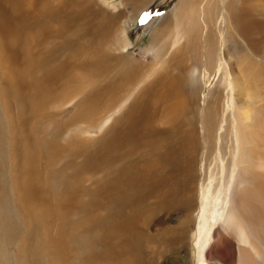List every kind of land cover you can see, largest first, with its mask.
Here are the masks:
<instances>
[{
  "label": "bare ground",
  "instance_id": "6f19581e",
  "mask_svg": "<svg viewBox=\"0 0 264 264\" xmlns=\"http://www.w3.org/2000/svg\"><path fill=\"white\" fill-rule=\"evenodd\" d=\"M111 1L0 0V90L35 124L22 133L18 201L29 230L19 264H52L35 241L55 264H160L184 250L203 138L214 151L200 193L208 264H264V0H177L153 29L152 62L132 60L117 19L127 5L135 18L151 0ZM53 117L77 167L59 205L87 195L76 205L85 216L78 236L60 227L39 235L51 213L42 210L36 122Z\"/></svg>",
  "mask_w": 264,
  "mask_h": 264
},
{
  "label": "rangeland",
  "instance_id": "374dc122",
  "mask_svg": "<svg viewBox=\"0 0 264 264\" xmlns=\"http://www.w3.org/2000/svg\"><path fill=\"white\" fill-rule=\"evenodd\" d=\"M119 1L120 0H112L111 2L118 3ZM176 1L177 0H151L150 4L144 10H142L135 18L133 12L131 11V9H129V6L127 5L125 7L126 12L123 11V14H125V16H119V18H117L121 22L119 23V26L121 27L120 29L125 32L129 42L132 45V48H130L128 52L132 53L131 56L133 61L152 62L150 58L151 56L155 59V55H153L155 50V44L152 42L151 34L163 14H165ZM135 5L139 6L136 3ZM121 9L123 10L124 6ZM37 49L40 50L41 46L37 47ZM39 72L40 69L38 68L35 74L38 75ZM214 77L211 81L212 83L214 82ZM8 96L10 98L3 96L0 90V251L7 250V258L10 255V257L7 259L8 262L6 261L4 263L3 257L6 256V254L4 251H2L3 254L1 255L0 252V264H19L22 261V256L19 250L17 249L19 247H23L24 238L22 239V237L29 230L27 216L26 214H24L25 212L23 211V209L20 208L18 201V192L20 191L19 184L26 176V174H24V168L26 167V156L24 155H26L28 151L26 148L23 147V144L25 143L22 133L27 129L28 131L29 129H34L35 124H33L32 122L26 123L20 120V110L18 109L19 107L15 103V100L10 95ZM7 105H9L11 108ZM50 105H52L51 102H46L44 110H49L51 108ZM66 109L68 111L70 110L69 112H71L74 109V105H69L68 107H66ZM58 121V117H53V119L44 118L36 122L37 134H39L36 139V152H38V154H36L38 155L37 158H40L38 159V163L41 174L39 175V178L41 179L39 181V186H41V184L43 185L44 183V185L41 187H45L47 191V195L44 196L46 198L45 200H43L42 210L44 207L46 208L47 206L46 212L49 214L51 213V216L46 220L49 221V225L51 224L45 230L47 231V233L44 231L39 235L48 234V236H53L57 232L59 233L60 227L64 231H61V233H65L68 237H71L78 236L80 222L85 218V216H83L80 219V211L77 210L76 205H78L79 202L86 201L87 195H85V193H80L73 197L71 200H65L66 202H68L75 199L76 202H74L76 204L73 202L75 205L72 203V207H63V209L59 205V203L64 200L63 196H65L63 195L65 193L62 192L61 188L62 185L65 183V178L73 174V171H75L77 167H74V164L71 163V160H73V155L71 153V151L73 150V146L68 144L66 142L67 140L63 138V136L57 137L56 134L53 132L55 123ZM83 128H85V126ZM45 129L47 130L46 133L44 131ZM93 131L96 137L101 134V132L96 131L95 129ZM46 140L52 142L48 144L45 142ZM202 143L205 145V147H199V151L197 152L194 158L197 169H194L193 171L196 187L193 188V216L191 217L192 219L190 222L189 230L185 229L184 233H187L184 237H182V239L178 243L179 245L183 242L186 248L182 250V248L180 247L175 255H164V259L161 258L159 260L160 264H208L207 252L210 241L208 236L211 233V230L208 231V227H202L200 225L199 216L201 207L200 193L203 188V185L206 183V178H208V169L211 167L210 162L208 161H210L211 156L210 154H208V144H206L204 138ZM27 146L29 149L31 144L27 142ZM51 146L53 147V150L54 148H56V151H49ZM57 148H59L61 151ZM64 152L67 153L65 154ZM209 152L214 153L212 149ZM39 153L41 154V156ZM67 158H69L68 162L69 164L71 163V167H67V165H69L66 162ZM69 182L73 183L74 186H76L78 183L76 177L70 178ZM85 185H88V182H85ZM214 198L217 199L216 194L214 195ZM35 199L36 203H40V199ZM52 210H54L53 213ZM34 213L39 215L38 210L34 211ZM95 232V230L92 231L93 236H96ZM68 245L70 246L67 247L69 251V249L71 250L72 246L70 244ZM77 245L78 244H74V247L76 248ZM35 246H38V248L44 250L47 249L46 251L48 254L44 256L42 255V263H47L52 259L50 263L55 264L57 260L53 259V257L51 256L54 252L52 251V253L51 250H49L48 244H42V241H35ZM74 247L73 250H75ZM92 249L98 250V248L94 245L92 246ZM70 256L71 262H75V260L77 259L76 250L75 254H70ZM54 260L55 262H53ZM63 263L64 262H62V264Z\"/></svg>",
  "mask_w": 264,
  "mask_h": 264
}]
</instances>
